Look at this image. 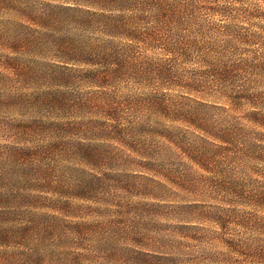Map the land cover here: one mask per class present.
I'll list each match as a JSON object with an SVG mask.
<instances>
[{"label":"trees","instance_id":"obj_1","mask_svg":"<svg viewBox=\"0 0 264 264\" xmlns=\"http://www.w3.org/2000/svg\"><path fill=\"white\" fill-rule=\"evenodd\" d=\"M41 4L0 0V264H205L143 231L203 179L212 263L264 264V0Z\"/></svg>","mask_w":264,"mask_h":264},{"label":"rangeland","instance_id":"obj_2","mask_svg":"<svg viewBox=\"0 0 264 264\" xmlns=\"http://www.w3.org/2000/svg\"><path fill=\"white\" fill-rule=\"evenodd\" d=\"M49 2H54L58 0H47ZM19 5L17 8L18 10H21V7L23 4L24 11L27 13L30 11L36 10L38 7L43 6L41 4L44 2V0H18ZM6 11V10H5ZM12 16H21L20 12H13L12 10L10 13H7V15ZM11 18V17H10ZM14 18V17H13ZM8 21L6 20V17H0V27L2 26H8L9 29H17L18 31H14L17 33V36L24 35L22 32H25V28L17 25V24H8ZM18 21V20H17ZM13 36V35H12ZM20 46H16L15 49L18 50ZM11 52H14L11 48ZM23 59L27 58L26 55L21 56ZM192 170L206 174L203 170L204 165L199 166L198 164L194 165L192 164ZM210 183L207 182L205 179L196 182L194 190L196 192H193L192 195H189V200H198L200 203L204 202V204L201 205V207H192L187 210L186 216H181L177 213V211H171L170 208H161L156 210H151L148 208H144L146 213L143 215V217L146 220H143L144 222H153L155 219V222L158 223L156 225H151L147 230H143L148 232L147 235V241L148 244H151L153 242L154 238H158L160 235H165V238H168L170 241H175L177 245L182 246V250L189 252H193L196 255H200L202 257V260L205 264H213L212 262L219 261V253L222 249H224L223 241L220 239L218 235V239L214 238L216 233H219V215L211 216L209 214L207 204L210 203L209 201H206L209 199L205 194H202L206 192L207 190H210ZM219 198V196L217 197ZM112 203H114V199L110 200ZM171 202V201H168ZM215 202V201H211ZM172 203V202H171ZM214 204V203H212ZM206 205V207H204ZM91 210V214H97L96 212H92L96 209H89ZM84 213H90L85 212ZM90 215V214H88ZM152 219V220H147ZM176 226L182 227H188L184 229L177 228ZM234 230H237V228L232 227ZM191 237V238H190ZM192 237L194 239H192ZM152 239V240H151ZM183 245L185 247H183ZM189 245V250L187 249V246ZM158 246L156 243L148 245V248H155ZM162 250H166L168 247H160ZM171 247H169L170 249Z\"/></svg>","mask_w":264,"mask_h":264}]
</instances>
